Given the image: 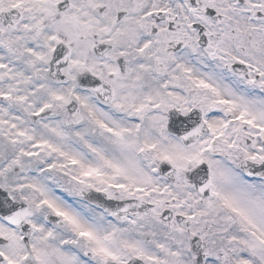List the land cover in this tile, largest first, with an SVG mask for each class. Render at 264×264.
Returning <instances> with one entry per match:
<instances>
[{
	"label": "snow or ice",
	"instance_id": "6c2138e0",
	"mask_svg": "<svg viewBox=\"0 0 264 264\" xmlns=\"http://www.w3.org/2000/svg\"><path fill=\"white\" fill-rule=\"evenodd\" d=\"M0 264H264V0H0Z\"/></svg>",
	"mask_w": 264,
	"mask_h": 264
}]
</instances>
